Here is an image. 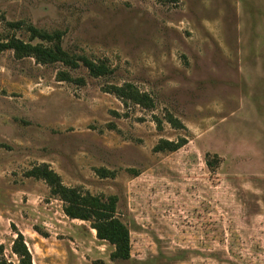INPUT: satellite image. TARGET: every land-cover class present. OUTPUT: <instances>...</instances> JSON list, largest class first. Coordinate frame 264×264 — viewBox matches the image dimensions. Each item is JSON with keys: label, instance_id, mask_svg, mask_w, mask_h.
<instances>
[{"label": "rangeland", "instance_id": "obj_1", "mask_svg": "<svg viewBox=\"0 0 264 264\" xmlns=\"http://www.w3.org/2000/svg\"><path fill=\"white\" fill-rule=\"evenodd\" d=\"M29 26L112 73L0 52L4 257L19 264L18 230L34 264H264V0H0V41L29 42ZM124 83L154 106L105 91ZM182 137L179 150L154 151ZM207 153L219 156L213 169ZM42 163L69 187L118 198L129 260L113 261L89 221L26 176Z\"/></svg>", "mask_w": 264, "mask_h": 264}, {"label": "trees", "instance_id": "obj_2", "mask_svg": "<svg viewBox=\"0 0 264 264\" xmlns=\"http://www.w3.org/2000/svg\"><path fill=\"white\" fill-rule=\"evenodd\" d=\"M31 39L25 42L16 37L7 41H0V52L11 49L17 58L32 57L39 64H53L60 62L64 66L77 69L84 66L93 77L107 76L112 69L105 61H96L85 56H76L68 53L62 45L60 32H47L29 26ZM39 40L38 43H33ZM47 43V44H46ZM58 81L74 82L84 85L83 78H74L69 72L60 71L57 73ZM105 91L117 96L125 105L136 104L145 108L154 106L153 98L145 92H141L134 84L124 83L122 85H109ZM166 120L176 129H183L185 126L172 114H166ZM159 126L161 127V121ZM187 144L186 138L177 141L162 139L154 147L156 152H175ZM219 156L211 154L205 156L206 165L213 169L217 166ZM101 177H113L114 173L106 170H97ZM27 177H33L45 181L52 196L63 201L64 212L71 219L89 221L91 227L96 231L100 240H105L114 246L111 259L129 260L131 258V235L128 226L117 216L118 198L115 195H95L79 187H69L64 184L62 177L49 164L42 163L34 166L26 172ZM16 237L12 243V251L19 258V264H34L32 254L26 243L23 233L16 230ZM46 236L45 234H43ZM0 264H13L4 257V247L0 245Z\"/></svg>", "mask_w": 264, "mask_h": 264}]
</instances>
